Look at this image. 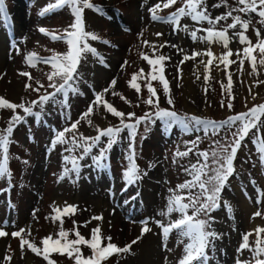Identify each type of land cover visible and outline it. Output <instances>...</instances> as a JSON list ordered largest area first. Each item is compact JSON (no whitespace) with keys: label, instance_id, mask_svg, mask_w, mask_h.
Returning <instances> with one entry per match:
<instances>
[{"label":"rangeland","instance_id":"obj_1","mask_svg":"<svg viewBox=\"0 0 264 264\" xmlns=\"http://www.w3.org/2000/svg\"><path fill=\"white\" fill-rule=\"evenodd\" d=\"M91 2L101 6L105 12V15L101 16L90 9H85L86 30L95 32L102 39L111 42L104 45L100 41H89L104 58L105 63L101 64L98 58L88 54L86 62L81 66L83 80L76 85L83 94L70 93L69 108L65 109L59 105L46 106V113L42 115L40 121L28 117L26 123L14 129L10 138L14 142L9 146V154L12 157L9 160L11 179L8 181L7 177H0V226H4V230L9 233L8 237L0 238V264H47L42 256H37L27 247L22 252L20 239L10 234L23 228L26 231L22 235L42 248V238L49 234L55 238L59 230V222L54 223L50 218L45 219L51 217L53 207L63 208L65 204L78 206L75 215L64 216L63 219L62 226L69 232V239L75 238L72 231L75 220L77 230L85 238H90L91 230L99 224L103 235L111 236V242L120 247L130 244L140 235L141 221L155 218L167 222V218L157 213L165 209L167 197L170 195L168 189H175L176 185L190 179L182 169L196 160V157L190 154L187 158H177L176 162H173L174 153L177 150L184 151L185 141L195 139L196 135L202 136V132L185 134L175 127L169 132L160 121L151 125V130L144 140H140L139 136L136 139L138 154L136 163L148 174L142 181L129 185L126 191L121 190L125 187L121 172L127 166L124 158L128 147L127 139H121L120 143L113 146L108 154L109 167L106 170L82 168L76 183L72 182L76 180L75 173H69L63 180L59 179L65 166L61 156L64 146L58 145L55 151H47L53 136L52 129H63L71 122L65 119V114L69 115L71 120H76L94 98L93 92H102L113 79L116 80V84L104 94V98L117 110L125 113L135 112L136 116H142L150 110L149 106L142 102L149 95L144 86L145 80L137 81L141 85L139 96L127 83L131 74L139 69L143 68L145 72L151 70V66L141 59V52L154 58L155 48L157 49L155 55L163 54L171 58L163 62V74L171 90L170 95L174 102L172 106L168 105L164 98L159 81H152V86L161 97L162 108L172 107L179 114L186 113L220 121L226 119L228 115L247 111L254 104L264 103V83H258L264 81V66L258 64L257 73L250 74L251 65L245 60L242 70L238 61L236 64H230L225 70L224 65L215 59L225 51L220 44L193 42L182 29L174 33L171 25L151 19L149 7L162 0H148L147 4L144 0H91ZM217 2L219 0H207L209 12L213 17L226 10L223 7L213 8L212 4ZM5 3L10 20H0V97L16 104L22 100L28 103L37 98V93L26 91L25 84L31 83L33 87H37L35 81H40L47 85L46 74L50 71V65L38 63L34 67L29 66L25 63V56L31 52L40 57H48L53 52L64 53L67 45L63 41L50 39V36L42 33L40 29H45L51 35H60L74 17L67 6L45 16L38 15L42 8L48 3H55V0H5ZM229 3H232V0H229ZM178 7L179 2L169 9L160 10L158 15L166 17ZM252 17H255V14H252ZM256 19L258 17L253 18V25L260 27L256 24ZM230 22L231 20L222 21L221 24ZM182 23L188 24L190 29L208 27L206 22L194 24L188 18H183ZM157 32L162 35L157 36ZM231 33L232 30H229L230 36ZM205 34L197 33L198 36ZM246 35L255 43L256 36L252 28ZM145 41L149 43L146 45ZM172 44L182 48L183 53L171 47ZM160 45L165 46L159 47ZM245 46L239 43L238 38L232 39L229 44L234 53ZM209 47L214 53V58L207 73L209 80L205 82V67L200 60H207L208 57H196L183 64L180 61L185 54L190 56L193 51H204ZM229 59L236 60V56L233 55ZM125 61L128 62L127 65L121 68ZM21 72H29L34 80L30 81L28 77L21 76ZM228 73H231L232 78L234 97L232 111H229L227 106L221 107V102L227 103L229 99L226 88L221 87L222 84H228ZM197 76L200 78L197 79ZM43 91L41 89V93ZM112 91L122 94L131 104L126 103L120 96H113ZM58 99L62 97L58 96ZM11 115L12 111L9 109L0 110V129L7 126ZM91 119L93 126L82 122L79 128L80 132L89 136L96 135L97 125L106 128L119 123V118L103 112L102 108L98 109ZM143 131L142 124L139 132ZM126 136L127 131L121 133V137ZM245 145L238 151L237 159L234 161L236 172L230 178L229 187L223 192L224 199L232 207V213H228L224 208L212 213L215 216L213 229L222 234V239L216 241L217 251L209 253L212 257L210 264H235L241 234L250 232L257 226L264 227V218L252 219L253 213L257 211L264 213V167L260 166L258 154L250 139H246ZM209 146V140H202L199 148L204 150ZM97 151L98 149H93L94 153ZM24 160L28 161L27 165L23 163ZM81 163L91 165V160L86 158ZM149 164L154 167L149 168ZM67 166L71 167L70 164ZM257 199H261L262 203L257 204ZM93 215H102L103 220H92L87 227H83V223L90 220ZM177 216L178 214L174 213L171 219L174 220ZM149 226L152 227V231L145 233L143 238L132 246L130 254L113 255L104 264H177L182 255L183 245L175 232L166 242L167 249L171 250L167 251L162 246L160 229L151 221ZM254 240L255 235L250 237V242ZM80 247L85 256L91 255V250L86 246ZM5 254L12 256L10 262L3 261ZM242 258L250 259V253L245 251ZM50 259L55 261V264H73V260L58 253H52Z\"/></svg>","mask_w":264,"mask_h":264},{"label":"snow or ice","instance_id":"obj_2","mask_svg":"<svg viewBox=\"0 0 264 264\" xmlns=\"http://www.w3.org/2000/svg\"><path fill=\"white\" fill-rule=\"evenodd\" d=\"M145 4L148 0H144ZM180 3V7L170 12L168 16L158 15L162 9H169ZM67 6L70 9L71 15L74 17L72 22L63 30L60 35H51L45 29L40 31L50 36L54 41H63L67 45L64 53L53 52L48 57H40L36 53L31 52L25 56V63L29 66H35L38 63L50 65V71L46 74L47 85L40 81H35L37 87H33L31 83L25 84V90H31L37 93V98L26 103L23 100L19 103H13L7 99L0 97V110L9 109L12 115L7 121V126L0 129V177L11 179V171L9 169V160L12 158L9 154V146L14 141L10 139L14 129L27 122L28 117H33L36 121L42 119V115L46 113V106L59 105L62 108H69V94L82 95L79 88L76 86L83 80L81 66L86 62L88 54L99 59L101 64H104V58L89 41H100L104 45H109L111 42L107 39H102L95 32L86 30L85 9H90L99 15H105L104 9L99 5H94L91 0H55V3H48L40 10L38 15L45 16L51 12ZM213 8L221 7L226 10L219 15L213 17L208 9L207 0H162L157 4L149 7L153 21H161L172 26V31L175 33L183 30L188 33L193 42H205L208 45L220 44L225 51L221 56L215 57L224 65L226 70L230 64L240 65V70L243 69L244 62L247 60L252 68V73H257V65L264 66V0H219L212 4ZM242 14V15H241ZM252 14H255L256 24L253 25ZM251 17V18H249ZM183 18H188L194 24L207 23L206 28L192 27L182 23ZM110 19V17H109ZM0 20L9 21L6 10L5 0H0ZM230 23L221 24L222 21ZM220 25L219 27H216ZM252 28L255 32V43L246 35V32ZM229 30H232L231 36ZM198 32L206 33L205 35H197ZM157 36L162 33L157 32ZM238 38L241 45H246L242 50H237L235 53L229 47L232 39ZM146 45L148 41L144 42ZM167 44V42H165ZM15 47V45H13ZM116 47V45H111ZM160 45L159 47H164ZM171 47L177 48L183 53L182 48L172 44ZM17 51H19L17 49ZM157 49L154 48V58L149 54L141 52L140 57L143 61L151 66V70L145 72L141 68L139 71L131 74L130 80L127 82L131 89H134L139 96L141 93V85L137 82L140 79L145 80L148 97L143 99V103L148 105L150 110L146 111L142 116H136L135 112L125 113L117 110L113 104L109 103L104 94L108 93L116 84L113 79L108 87L102 92H93V99L87 105L76 120H71V117L65 114V119L71 121L63 129H52L53 136L50 139L49 148L47 151H55L57 146H64L61 153L64 163L63 171L59 177L63 180L69 173H75L76 183L80 178L81 169L93 167L98 170H106L109 165V152L113 146L120 143L121 139L128 140V147L125 153L127 166L121 172V179L124 181L125 187L121 189L126 191L129 185H135L137 182L147 176V171L141 170L136 163V139L139 136L140 140L146 138V134L151 130L150 126L155 125L160 121L162 126L169 132L175 127L181 129L185 134L203 133L196 135L195 139L185 141L186 149L184 151L177 150L174 153L173 162L177 158H187L191 155L196 157L195 162H190L183 167V172L190 179H185L182 183L176 185L175 189L169 188L170 195L167 197V202L164 210H161L157 215L167 218L158 220L155 218H147L141 221L140 235L132 240L130 244L120 247L112 243L111 236H104L101 226L98 224L91 230L90 238H85L78 230L77 222L73 220V233L75 238L69 239V232L63 228L62 217L75 215L78 211L77 205L65 204L63 208L53 207L55 215L45 217L51 219L52 222L59 221V230L42 238L41 244L43 247H38L35 243L26 239L22 233L26 230L21 228L11 232L12 237L20 239V249L23 252L25 247L31 250L37 256H42L47 264H55V261L50 259L52 253L66 255L73 260V264H104L113 255L130 254L132 246L143 238L145 233L151 232L152 227L149 226L150 221L156 228L160 229L162 238V246L167 251L166 242L170 235L175 232L177 239L183 245V251L177 264H210L212 257L210 252L217 251L216 241L222 239V234L213 229L215 216L212 215L218 209L224 208L228 213H232L230 203L224 199L223 192L230 185V178L234 176L236 169L234 161L237 159L238 151L245 145L246 139H250L255 151L258 154V161L261 167H264V103L254 104L247 111H242L232 115H228L226 119L215 121L207 118L198 117L196 115L179 114L172 107H160L161 97L157 94L156 88L152 86V81H159L163 88L164 98L168 105H173V99L170 95L169 83L166 80L163 72L165 60H170L163 54L155 55ZM233 55L236 60H230ZM206 56L207 60H200V63L205 67L204 80L207 82L209 76L207 73L210 66L213 64L214 53L211 48L204 51H193L191 55L185 54L183 64L189 59ZM127 61L121 65L123 68L127 65ZM219 66V65H217ZM179 70V69H178ZM21 76L28 77L34 80L29 72H21ZM200 77L197 76V79ZM264 83V81H258ZM232 78L231 73H228V84H222V88H226L229 99L227 108L233 110L232 99ZM43 89V93H41ZM51 89V91H49ZM113 96H120L126 103L131 104L122 94L112 91ZM58 96L62 99H58ZM255 96H253V100ZM139 106V105H137ZM225 106V102H221V107ZM103 109V112L110 113L112 116L119 118L117 125H109L106 128L95 126L96 135L89 136L79 131L82 122H86L89 126H93V117L98 109ZM20 111H17V110ZM36 109V110H34ZM144 125L143 133L139 132V127ZM127 131L126 137H121V133ZM106 138V139H102ZM31 139V137H30ZM202 140H209L210 146L208 149L201 150L199 148ZM18 143V142H17ZM93 149H98L93 152ZM76 153V154H73ZM86 158H90L91 165L81 163ZM25 165L28 164L24 160ZM71 165L68 167L67 165ZM154 165L149 164V168ZM139 195V193H137ZM135 199V197H133ZM257 204H261L262 200L257 199ZM178 214L176 219H171L172 215ZM35 217V211L33 213ZM256 217L264 218V213L257 211L253 213L252 219ZM92 220L102 221V215H93L90 220L83 223V227H87ZM7 222L5 221V225ZM31 234L30 232L28 233ZM255 235V240L250 242V237ZM9 233L4 230V226H0V238L8 237ZM107 241V243H104ZM81 245L86 246L91 250L90 256H85L81 251ZM10 248V246H9ZM223 251V249H220ZM250 253V259H244L243 253ZM237 258L235 264H264V227L257 226L250 232L241 234V242L236 249ZM11 255L3 256L4 262H10Z\"/></svg>","mask_w":264,"mask_h":264},{"label":"trees","instance_id":"obj_3","mask_svg":"<svg viewBox=\"0 0 264 264\" xmlns=\"http://www.w3.org/2000/svg\"><path fill=\"white\" fill-rule=\"evenodd\" d=\"M225 106H227V103H225ZM21 125V124H20ZM9 169H10V167H9ZM8 179V178H7ZM8 181H10L9 179H8ZM52 215H55V212H51V214H50V216H52ZM62 219H64V217H62ZM56 222H59V221H56Z\"/></svg>","mask_w":264,"mask_h":264}]
</instances>
